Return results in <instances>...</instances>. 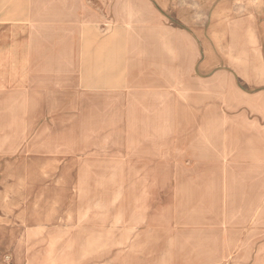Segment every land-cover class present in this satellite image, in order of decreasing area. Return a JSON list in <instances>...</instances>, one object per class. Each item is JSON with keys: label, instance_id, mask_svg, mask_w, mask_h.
<instances>
[{"label": "rangeland", "instance_id": "rangeland-1", "mask_svg": "<svg viewBox=\"0 0 264 264\" xmlns=\"http://www.w3.org/2000/svg\"><path fill=\"white\" fill-rule=\"evenodd\" d=\"M80 2L64 111L0 91V264H264V0Z\"/></svg>", "mask_w": 264, "mask_h": 264}, {"label": "crops", "instance_id": "crops-1", "mask_svg": "<svg viewBox=\"0 0 264 264\" xmlns=\"http://www.w3.org/2000/svg\"><path fill=\"white\" fill-rule=\"evenodd\" d=\"M80 6V0H0V91L30 89L43 111H64L66 77H73L66 73L75 72L74 49L81 45Z\"/></svg>", "mask_w": 264, "mask_h": 264}]
</instances>
